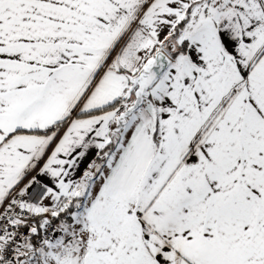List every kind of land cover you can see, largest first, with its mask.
<instances>
[{
  "label": "snow or ice",
  "instance_id": "6c2138e0",
  "mask_svg": "<svg viewBox=\"0 0 264 264\" xmlns=\"http://www.w3.org/2000/svg\"><path fill=\"white\" fill-rule=\"evenodd\" d=\"M0 264H264V0H0Z\"/></svg>",
  "mask_w": 264,
  "mask_h": 264
}]
</instances>
